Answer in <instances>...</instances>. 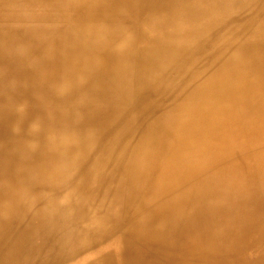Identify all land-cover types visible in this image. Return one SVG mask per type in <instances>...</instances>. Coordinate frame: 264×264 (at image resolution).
Masks as SVG:
<instances>
[{
    "label": "bare ground",
    "instance_id": "1",
    "mask_svg": "<svg viewBox=\"0 0 264 264\" xmlns=\"http://www.w3.org/2000/svg\"><path fill=\"white\" fill-rule=\"evenodd\" d=\"M2 1L0 264H264V0Z\"/></svg>",
    "mask_w": 264,
    "mask_h": 264
},
{
    "label": "rangeland",
    "instance_id": "2",
    "mask_svg": "<svg viewBox=\"0 0 264 264\" xmlns=\"http://www.w3.org/2000/svg\"><path fill=\"white\" fill-rule=\"evenodd\" d=\"M2 3H4V2L2 0H0V26L3 27V28H6V27H13L14 28V26H18L19 23H20L18 20H16L17 22L14 21V20H11V17L9 16V14L2 11V10H4V6H2L3 5ZM157 5L160 6L161 3L157 4ZM154 6L155 5L153 4L150 7H154ZM146 13L139 14L138 16L135 17V19L137 17H140L141 20H142V18L149 17L151 14H153V13H150V12H146ZM174 18H176V22H175L174 25H176L177 23H178L177 25H179L180 21H181V23H185V20L183 21V20L180 19V21H178L180 16H178L177 13H176ZM158 20L159 21H171V19H169L167 17L159 18ZM132 21H134V20H132ZM188 21H190V18H188ZM195 23L193 22V24H195ZM202 23H203V21L198 22V24H202ZM168 30H170V29L168 28L167 30H164V31L167 32ZM170 33L171 32L164 33V36H168ZM147 35H149V33ZM164 36L162 37V35H161V38L165 39L166 37H164ZM157 51H158L157 48H152V50H151L152 53L157 52ZM12 59L13 58H12L10 52H8L6 50H3V51L0 50V64L1 63H6V62H8V61H10ZM0 68H1V65H0ZM134 96H136V95H134ZM93 219H94V217H91L90 222L89 223H87V222L85 223V225L83 226L81 232L79 233V235L75 238L74 242L72 243L71 248H69L67 250V252L64 255H62V256L65 257V259L62 260L61 262L55 263V264H78V263L79 264H99V263H96V261L98 259L97 257L101 253L108 252L106 250H108L110 248H111V251L113 252V254L116 255V253H117V251H115V250H117L116 244L112 243V238H114V236H110V237H108V238H106L104 240H101V241H97L98 239L96 237H94V232H93L94 228L92 227V225H93L92 223L95 222V221H93ZM84 228H86V230H85L86 232L83 234V229ZM86 233H91V235H89V236H92V237L87 236ZM91 239H94V241L91 242ZM48 244H50V243L48 242ZM99 245L100 246L102 245V246L99 247ZM98 248H99V250H98ZM85 255H86V257H85ZM74 259H76V260H74ZM79 260H81V261H79ZM108 261H109V259L106 258L104 260V263H107ZM50 264H52V263H50Z\"/></svg>",
    "mask_w": 264,
    "mask_h": 264
}]
</instances>
